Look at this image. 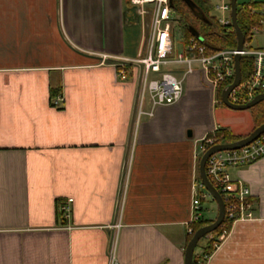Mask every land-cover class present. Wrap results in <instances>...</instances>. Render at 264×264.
I'll return each mask as SVG.
<instances>
[{"label": "crops", "instance_id": "obj_1", "mask_svg": "<svg viewBox=\"0 0 264 264\" xmlns=\"http://www.w3.org/2000/svg\"><path fill=\"white\" fill-rule=\"evenodd\" d=\"M141 31L128 0H0V264H183L202 139L255 124L198 71L137 119L141 68L121 81L115 65L142 55ZM227 173L253 219L206 264H264V157Z\"/></svg>", "mask_w": 264, "mask_h": 264}, {"label": "built area", "instance_id": "obj_2", "mask_svg": "<svg viewBox=\"0 0 264 264\" xmlns=\"http://www.w3.org/2000/svg\"><path fill=\"white\" fill-rule=\"evenodd\" d=\"M128 1L135 9L141 22V48L143 53L137 59L117 58L115 67L117 76L121 81H128L130 76H133L136 68H141L137 119L141 115L152 117L154 110L159 106H171L179 102L183 95V81L188 75L196 71L202 73L214 89H219L227 80L233 79V58L236 55L253 57L255 71L248 80L240 83L231 92L229 101L232 104L244 105L256 95L264 93V78L261 71L264 62V50L217 49L208 51L203 40L200 41L195 37L190 38L187 42H184L181 38L176 39L173 33L175 20L172 14L173 8L170 7L169 3L170 0ZM211 1L212 4H215L214 10L222 15V18L216 19L218 24L223 27H232L230 18L231 0ZM261 14L263 16L261 25L264 27V11ZM259 31L264 32V29H253L252 33L254 35ZM179 42H183L184 47L181 52L174 54V48ZM169 67L181 68L183 70L182 78L179 79L168 71ZM146 96L150 103L149 112L143 111ZM58 101L60 102L61 99ZM214 134L215 131L202 139L199 146V156H202L212 146L222 144L216 143L217 139ZM263 157L264 134L243 148L214 153L206 161L205 174L208 180L212 185L215 184L226 197L227 207L224 205V218L232 221L231 227L236 222L252 220L253 214L249 190L241 181L231 180L227 170L251 165ZM205 196L204 188L200 180L196 178L191 206V220L187 228L189 235L192 233L191 225L202 217L201 203ZM71 203V199L61 203L59 206L61 213L65 215ZM230 230L228 232L223 230L214 244V251L227 238ZM211 254L203 255L202 251H199V259L196 264H206ZM109 260L110 264H117L113 253H110Z\"/></svg>", "mask_w": 264, "mask_h": 264}, {"label": "trees", "instance_id": "obj_3", "mask_svg": "<svg viewBox=\"0 0 264 264\" xmlns=\"http://www.w3.org/2000/svg\"><path fill=\"white\" fill-rule=\"evenodd\" d=\"M191 1L200 9L201 15L204 19L199 18L195 14V12L191 11L182 2V0H173V10L179 15V22L177 23V26L179 27L181 32L180 38L184 40V42H187L190 38L194 37L188 29L189 27H191L203 38V43L205 46H207L208 51H214L217 49H236V35L232 27L220 26L214 17H210V12L214 9L211 0ZM263 4L264 3L260 2L252 3L250 6L237 4L236 20L239 29L244 35V50L253 49L252 47L246 45V43L249 44L252 40L253 29H261L263 27L261 25V22L263 21V16L260 12L258 13V11L261 10ZM251 9H255L256 12L252 13ZM190 18L193 19L194 24L190 22ZM239 65L241 71V83H244L253 75L255 71L254 58L250 56H241ZM231 82L232 79H229L219 89H217L218 100H220L222 90ZM250 111L252 112L255 128L264 124V101L250 109ZM214 136L217 139L216 143H233L244 138L246 135L236 136L230 130L226 128H220L215 131ZM197 180H199L198 174ZM213 186L221 195L224 201V205L227 207V200L225 195L219 190V188L215 184H213ZM204 193L207 194L205 189ZM212 222L213 220H205L203 218H200L197 222L193 223L191 225L192 233L187 236V243L198 229L210 225ZM231 224L232 221H229L228 219L224 218L222 224L216 231L209 234L208 236L203 237L198 242L194 250L192 264L197 263V260L199 259V251H202L203 255H210L214 251V244L216 243L218 237L223 232V230H226L228 232L231 229Z\"/></svg>", "mask_w": 264, "mask_h": 264}, {"label": "water", "instance_id": "obj_4", "mask_svg": "<svg viewBox=\"0 0 264 264\" xmlns=\"http://www.w3.org/2000/svg\"><path fill=\"white\" fill-rule=\"evenodd\" d=\"M182 2L199 18H203L200 12V9L191 1V0H182ZM170 7L173 8V0L169 1ZM236 14H237V0H231L230 1V18H231V26L232 29L236 35V41H237V46L236 50L237 51H242L243 46H244V35L239 29L237 25V20H236ZM204 19V18H203ZM189 31L193 34L195 38L198 40L202 41L203 38L191 27L188 28ZM240 55H236L233 58V63H234V76L232 79V82L226 86L220 95V101L221 103L227 107L230 110L233 111H245V110H250L259 103L264 101V93L256 95L251 101L244 105H236L232 104L229 101V95L231 92L237 88L240 83H241V71H240ZM264 134V124L260 125L259 127L255 128L253 131H251L249 134H247L244 138L233 142V143H222V144H217L209 148L201 157L198 163V176L199 180L205 189V191L208 193V195L214 200L217 206V216L213 220V222L210 225H207L205 227H202L198 229L191 239L188 241L186 244V247L184 249V257H183V264H192L193 263V255H194V250L198 244V242L205 236H208L209 234L213 233L216 231L220 225L222 224L225 216V207H224V202L221 197V195L218 193V191L215 189V187L210 183L208 180L206 174H205V164L209 156H211L214 153L217 152H222V151H229V150H237L240 148H243L253 141H255L259 136Z\"/></svg>", "mask_w": 264, "mask_h": 264}, {"label": "rangeland", "instance_id": "obj_5", "mask_svg": "<svg viewBox=\"0 0 264 264\" xmlns=\"http://www.w3.org/2000/svg\"><path fill=\"white\" fill-rule=\"evenodd\" d=\"M257 2L264 3V0H237V4L238 5H246V6H248V5L250 6L252 3H257ZM214 5L215 4H213V6ZM251 12L252 13H255L256 11H255V9L254 10L251 9ZM259 12L260 13H263V10L258 11V13ZM172 14H173L174 20H175V23L173 25V33H174L176 39H179L181 37L180 29L177 26V23L179 22V15L177 13H175L174 10H172ZM210 17H214L215 19H219V18H222V15H221L220 12H218V11H216V10L213 9V11L210 12ZM190 22L194 24V21H193L192 18H190ZM141 33H142V31H141ZM263 44H264V34L262 32H260V31L252 36V40H251V42L249 44L246 43L247 46L252 45L254 47H258L259 45H263ZM174 74H176V73H174ZM146 99H147V96H146ZM204 201H208V202L205 203V206H204L205 209L209 208L208 207L209 206L208 204H212V206L214 207V209L217 208L215 202L211 199V197L208 195V193L206 194ZM196 250H198V249H196Z\"/></svg>", "mask_w": 264, "mask_h": 264}]
</instances>
